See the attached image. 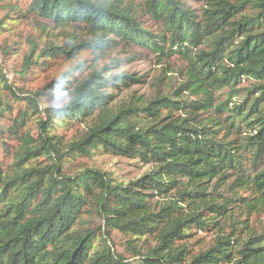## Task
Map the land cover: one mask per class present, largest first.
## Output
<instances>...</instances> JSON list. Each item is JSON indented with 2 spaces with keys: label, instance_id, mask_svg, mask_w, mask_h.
Returning a JSON list of instances; mask_svg holds the SVG:
<instances>
[{
  "label": "trees",
  "instance_id": "trees-1",
  "mask_svg": "<svg viewBox=\"0 0 264 264\" xmlns=\"http://www.w3.org/2000/svg\"><path fill=\"white\" fill-rule=\"evenodd\" d=\"M17 3L0 0L11 13L21 11ZM28 12L67 33L62 45L31 47L26 70L44 58L121 47L153 55L166 69L173 58L185 67L164 88L160 78L151 96L119 103L110 89L146 81L108 77L105 68L75 81L64 74L34 93L11 92L25 110L12 127L0 125L1 151L30 114L39 119V138L32 147L34 137L23 136L11 173L0 161V264H264V231L255 234L251 223L264 216V85L241 80L256 72L230 63L264 38V0H31ZM64 82H72L64 85L71 99L42 110L40 98ZM223 89L230 101L217 95ZM10 111L0 106V119ZM76 124L83 131L71 142L55 134ZM100 151L150 168L126 185L97 170L64 174V163ZM40 152L53 163L27 166ZM153 197L165 203L154 207ZM84 214L100 226H86ZM113 231L128 236L131 258L117 252ZM192 232H213V245L193 254ZM149 237L156 243L146 247Z\"/></svg>",
  "mask_w": 264,
  "mask_h": 264
},
{
  "label": "rangeland",
  "instance_id": "rangeland-1",
  "mask_svg": "<svg viewBox=\"0 0 264 264\" xmlns=\"http://www.w3.org/2000/svg\"><path fill=\"white\" fill-rule=\"evenodd\" d=\"M30 3L31 0H18L17 4L21 8L18 13H11L5 6H0V69L4 73L5 81L9 83V88H11L4 87L5 81L0 80V106L3 108V106L8 105L12 110L9 113H4V118L0 119L1 126L12 127L14 120L18 119V110H25V103L18 101V98L12 96L11 92L20 95L22 92L30 94L40 91L53 81H60L64 74L70 72L72 73L67 75V81L79 80L91 71H99L105 68L108 70L105 76L108 77L129 74L135 75V78H143L146 81L145 84H136L129 88L121 86L120 90L117 88L110 89L109 93H112L116 99L114 103H119L131 97L132 94L151 96L160 78L163 77L164 79L162 85L164 88L177 77V70L185 67L183 61L179 58H173L168 61L169 67L166 69L158 63L153 55H138V52H142L139 49L121 47L103 54L85 49L74 60H68L65 56L58 59L44 58L39 66H32L26 70L24 61L31 47L37 46L40 51L51 43L62 45L63 38L67 33L64 28L30 14L28 12ZM190 5L198 12L203 8V3H190ZM230 63L235 69L244 67L253 69L256 72L244 75L241 80L251 79L253 83L264 85V71L261 70L264 64V38L251 43L242 61ZM78 66L81 67L74 70ZM64 85L70 86L72 82L62 83L59 87H56V90H50L48 95L40 98V108L42 110L63 107L69 101L63 98L70 90L66 89ZM231 94L233 96L229 89H223L217 95H221L222 99L230 101ZM38 120L37 116L32 117L30 114L24 123L25 126L19 131V137L4 139L6 150L2 152V149H0V161L5 173L9 174L15 168L16 156L24 147L23 136L26 133L34 137L31 141H27L30 146L35 147L38 144ZM82 131L83 126L76 124L69 129H57L55 134L61 136L63 142L67 143L75 140ZM31 158L27 166L44 168L53 163L46 154L41 152ZM149 168V166L135 160L109 155L102 151L94 153L90 157H77L75 160H69L63 164V171L67 176H73L84 170H97L106 174L107 179L112 184L125 185L141 178ZM164 203L162 197H153L150 200V204L154 207H160ZM83 218L85 219V225H88L91 229H96L101 224L97 217L90 218L89 215L84 214ZM251 223L253 232L258 235L262 234L264 231V216L253 217ZM213 238V232H196L187 240V246L190 252L197 254L201 250L212 246ZM112 239L117 252L123 254L126 258L133 256L126 245L127 235L113 231ZM145 242L146 247L154 246L156 239L155 237H149Z\"/></svg>",
  "mask_w": 264,
  "mask_h": 264
},
{
  "label": "clouds",
  "instance_id": "clouds-1",
  "mask_svg": "<svg viewBox=\"0 0 264 264\" xmlns=\"http://www.w3.org/2000/svg\"><path fill=\"white\" fill-rule=\"evenodd\" d=\"M65 100L71 99V93H66V96L63 97Z\"/></svg>",
  "mask_w": 264,
  "mask_h": 264
}]
</instances>
